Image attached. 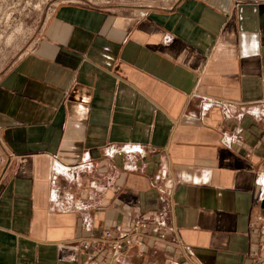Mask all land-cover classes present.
<instances>
[{"label": "crops", "instance_id": "obj_1", "mask_svg": "<svg viewBox=\"0 0 264 264\" xmlns=\"http://www.w3.org/2000/svg\"><path fill=\"white\" fill-rule=\"evenodd\" d=\"M263 193L264 0L61 4L0 74V264H89L135 217L166 240L123 264H249Z\"/></svg>", "mask_w": 264, "mask_h": 264}, {"label": "rangeland", "instance_id": "obj_2", "mask_svg": "<svg viewBox=\"0 0 264 264\" xmlns=\"http://www.w3.org/2000/svg\"><path fill=\"white\" fill-rule=\"evenodd\" d=\"M177 0H0V74L39 37L44 23L58 5L73 3L101 7L126 15L164 8Z\"/></svg>", "mask_w": 264, "mask_h": 264}, {"label": "built area", "instance_id": "obj_3", "mask_svg": "<svg viewBox=\"0 0 264 264\" xmlns=\"http://www.w3.org/2000/svg\"><path fill=\"white\" fill-rule=\"evenodd\" d=\"M264 193L259 196L260 204ZM251 224L259 235L257 249L249 255V264H264V209L255 213ZM159 223L143 217L133 218L127 229L115 225L80 240L79 251L89 264H123L117 258L122 248L131 246L134 241L143 247L147 242L165 243L166 236ZM180 264H198L193 258L186 256Z\"/></svg>", "mask_w": 264, "mask_h": 264}, {"label": "water", "instance_id": "obj_4", "mask_svg": "<svg viewBox=\"0 0 264 264\" xmlns=\"http://www.w3.org/2000/svg\"><path fill=\"white\" fill-rule=\"evenodd\" d=\"M260 208H261V209H264V198H263V200H262V202H261V204H260Z\"/></svg>", "mask_w": 264, "mask_h": 264}]
</instances>
